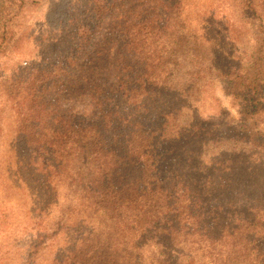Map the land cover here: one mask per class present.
Instances as JSON below:
<instances>
[{"label": "trees", "instance_id": "trees-1", "mask_svg": "<svg viewBox=\"0 0 264 264\" xmlns=\"http://www.w3.org/2000/svg\"><path fill=\"white\" fill-rule=\"evenodd\" d=\"M23 1L0 0V52ZM58 1L46 14L62 34L56 50L41 66L18 68L3 86L17 116L22 162L33 167L41 160L48 172L60 173L74 158L87 164L68 182L88 223L49 264H167L159 237L176 241L184 234L195 250L191 263L264 264L260 205L249 225L225 216L224 208L212 205V178L183 174L182 182L172 181L162 164L181 156L184 141L200 134L201 121L177 110L198 100L203 84L196 72L216 69L228 95L239 100L243 120L260 114L264 41L236 57L219 42L203 46L192 24L189 33L185 0ZM180 57L197 71L181 70ZM241 131L253 138L249 129ZM169 213L180 216L162 221ZM227 218L232 229L222 226ZM144 227L158 232H147L157 240L153 252L140 240ZM186 236L182 243L189 242Z\"/></svg>", "mask_w": 264, "mask_h": 264}, {"label": "rangeland", "instance_id": "rangeland-1", "mask_svg": "<svg viewBox=\"0 0 264 264\" xmlns=\"http://www.w3.org/2000/svg\"><path fill=\"white\" fill-rule=\"evenodd\" d=\"M75 1L78 6L83 2ZM58 2L24 0L11 21L9 43L0 52V264H49L73 245L88 223L89 216L75 202V186L68 182L69 178L84 174L86 162L74 158L61 173L48 172L41 160L33 167L22 162L16 145L17 116L3 89L18 68L41 66L56 50L62 34L48 24L46 14ZM249 6L253 9L246 7V0H185L189 33L192 24L193 30L206 40L203 46L219 42L229 56H246L254 45L264 41V0H250ZM207 63L205 57L203 64ZM179 66L184 71H197L184 57L179 58ZM196 74V82L203 84L198 100H191L187 107L178 106L177 110L199 119L202 128L199 136L184 141L178 154L181 156L162 162L163 174L178 182H182L183 174H191L189 178L194 179L198 175L212 178L216 183L212 205L224 208L225 216L242 217L249 225L254 207L261 206L264 212V141L256 136V128L264 132V87L260 114L247 122L241 117L239 100L228 95L215 68ZM243 129H249L254 139ZM213 168V173L208 174ZM173 215L180 216L169 213L162 221L172 216V222ZM224 220L223 227H234L232 219ZM186 225L191 230V221ZM144 229L147 230L141 233L140 240H146V249L153 248V252L152 241L157 240L148 234L158 232ZM183 236L186 235L176 241L159 237L160 242L165 240L161 250L167 264L179 260L181 264H194L191 237L186 236L189 242L182 243ZM207 263L199 258L195 264Z\"/></svg>", "mask_w": 264, "mask_h": 264}]
</instances>
